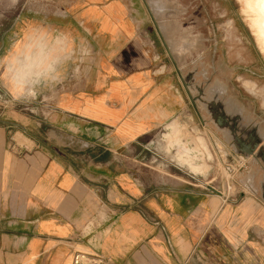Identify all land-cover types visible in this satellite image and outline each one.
I'll return each instance as SVG.
<instances>
[{
    "label": "crops",
    "instance_id": "0c3cea01",
    "mask_svg": "<svg viewBox=\"0 0 264 264\" xmlns=\"http://www.w3.org/2000/svg\"><path fill=\"white\" fill-rule=\"evenodd\" d=\"M29 8L14 42L28 44L29 73H0V91L15 82L31 113L7 120L0 103V264H264L255 197L153 188L119 169L123 147L191 105L143 1Z\"/></svg>",
    "mask_w": 264,
    "mask_h": 264
},
{
    "label": "rangeland",
    "instance_id": "374dc122",
    "mask_svg": "<svg viewBox=\"0 0 264 264\" xmlns=\"http://www.w3.org/2000/svg\"><path fill=\"white\" fill-rule=\"evenodd\" d=\"M30 1L0 0V73L9 80L25 54L30 55L28 44L14 52L20 31L15 21L20 12L29 11ZM146 2L186 83L191 105L173 120L179 125L178 139H174L177 143L163 135L170 131L168 123L123 147L119 169H130L144 186L197 188L223 194L228 200L243 193L264 206V56L240 1ZM149 25L154 27L151 19ZM152 36L160 42L158 34ZM20 90L15 82L7 81L6 92L0 91L5 96L0 103L5 105L3 117L7 120L31 114L29 99L17 97ZM37 117L41 119L42 114ZM178 143L196 148L190 155L203 165L202 170L192 171L181 162L175 150ZM241 152L247 154L245 165L231 178L230 171L237 169L236 156ZM227 183H232L229 190Z\"/></svg>",
    "mask_w": 264,
    "mask_h": 264
},
{
    "label": "bare ground",
    "instance_id": "6f19581e",
    "mask_svg": "<svg viewBox=\"0 0 264 264\" xmlns=\"http://www.w3.org/2000/svg\"><path fill=\"white\" fill-rule=\"evenodd\" d=\"M241 3V7H242V12L245 14V16L248 19L249 22V26L251 31L254 34L255 40H256V44L258 45L261 53L264 56V7H262V3H264V0H239ZM239 4V3H238ZM240 7V6H239ZM243 14V15H244ZM245 23V22H244ZM247 23V21H246ZM39 31V30H38ZM33 33V32H32ZM30 34V33H29ZM31 35V34H30ZM40 35V34H39ZM29 37V36H28ZM40 39V38H38ZM21 41V40H20ZM42 41V40H41ZM38 43V42H37ZM40 46V45H39ZM43 46V45H42ZM35 48V47H34ZM45 49V48H43ZM43 52V51H42ZM22 53V52H21ZM40 53V51H39ZM31 54V53H30ZM36 54V53H35ZM47 55V54H46ZM24 57V56H23ZM40 58V57H39ZM17 59V58H16ZM35 59V58H34ZM33 60V59H32ZM37 60V59H36ZM33 62V61H31ZM30 55L29 53L25 54V58L23 63L21 62L17 67L14 68V73L15 74H26L29 73L30 70ZM45 65V64H44ZM42 67V66H41ZM2 71V70H1ZM39 78V77H38ZM23 81V80H22ZM251 83V82H250ZM24 84V83H23ZM37 84V83H36ZM35 87V86H34ZM28 89V88H27ZM171 122H168V128H169V132H167L166 134H163L165 136L168 137V139L173 138L172 140H174L177 134L178 127L179 125L176 124L175 121L170 120ZM178 122V121H177ZM178 126V127H177ZM183 129V128H182ZM181 129V130H182ZM187 129V128H186ZM167 131V130H166ZM188 132V131H187ZM199 137V136H198ZM166 139V138H165ZM178 139V138H176ZM197 139V138H196ZM199 140V139H198ZM175 141V140H174ZM169 142V140H168ZM173 145L174 142L170 141ZM176 142V141H175ZM181 142V141H178ZM198 142V141H197ZM177 143V142H176ZM183 143V142H182ZM171 145V146H172ZM178 145V150L177 148L175 149L177 152V155L179 157V159L181 160V162H185L188 167L192 170V171H200L202 170L201 167L203 165H199L197 164L194 160H195V156L190 155V152L192 151V149H189L188 146H185L182 144H177ZM203 145V144H202ZM194 146V145H193ZM197 146V145H196ZM174 147V146H173ZM196 149V148H195ZM194 149V150H195ZM198 149V148H197ZM200 151V150H199ZM195 154V153H194ZM175 155V154H174ZM198 158V157H197ZM200 158V156H199ZM179 161V160H178ZM201 161V159H200ZM179 162V164L182 165V163ZM203 163V162H202ZM204 164V163H203ZM185 165V164H184ZM186 166V165H185ZM205 166V165H204ZM205 168V167H204ZM203 168V169H204ZM191 172V171H190ZM193 173V172H192Z\"/></svg>",
    "mask_w": 264,
    "mask_h": 264
},
{
    "label": "built area",
    "instance_id": "2783aa9c",
    "mask_svg": "<svg viewBox=\"0 0 264 264\" xmlns=\"http://www.w3.org/2000/svg\"><path fill=\"white\" fill-rule=\"evenodd\" d=\"M236 164H237V169H231V178L234 176L236 170L241 169L245 165V158H243L240 155L236 156ZM232 184V183H231ZM231 184L229 185L227 183L226 187L229 190L231 188ZM74 264H101L102 260L100 258H94V257H88L82 254H77L74 256L73 260Z\"/></svg>",
    "mask_w": 264,
    "mask_h": 264
},
{
    "label": "water",
    "instance_id": "95a60500",
    "mask_svg": "<svg viewBox=\"0 0 264 264\" xmlns=\"http://www.w3.org/2000/svg\"><path fill=\"white\" fill-rule=\"evenodd\" d=\"M142 1H143L144 5H145V7H146V9H147V11H148V13H149L150 19H151V21H152V23H153V25H154V27H155V29H156V32H157V34H158V36H159V38H160V41H161V43L163 44V46L165 47V50H166V53H167L168 57H169L170 60L172 61V63H173V65H174L175 69L178 71V68H177V66H176V64H175V61H174V59H173V57H172V55H171V53H170V51H169V49H168V46H167L165 40H164L163 37H162V34H161V32H160V30H159V28H158V26H157V24H156V22H155L154 16L152 15V13H151V11H150V9H149V7H148V4H147L146 0H142ZM178 73H179V71H178ZM179 77H180V79H181V81H182L183 86L186 88V83L183 81V79H182L180 73H179ZM248 152H250V150H248ZM239 154H240V156H242L243 158H246V157H247V154H245V153H243V152H241V153H239Z\"/></svg>",
    "mask_w": 264,
    "mask_h": 264
},
{
    "label": "snow or ice",
    "instance_id": "6c2138e0",
    "mask_svg": "<svg viewBox=\"0 0 264 264\" xmlns=\"http://www.w3.org/2000/svg\"><path fill=\"white\" fill-rule=\"evenodd\" d=\"M262 7H264V3H262V5H261Z\"/></svg>",
    "mask_w": 264,
    "mask_h": 264
}]
</instances>
